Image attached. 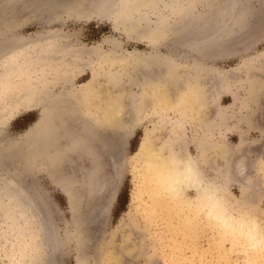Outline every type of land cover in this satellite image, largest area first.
<instances>
[{"label": "rangeland", "instance_id": "rangeland-1", "mask_svg": "<svg viewBox=\"0 0 264 264\" xmlns=\"http://www.w3.org/2000/svg\"><path fill=\"white\" fill-rule=\"evenodd\" d=\"M85 1L0 0V264H264V0Z\"/></svg>", "mask_w": 264, "mask_h": 264}, {"label": "bare ground", "instance_id": "bare-ground-1", "mask_svg": "<svg viewBox=\"0 0 264 264\" xmlns=\"http://www.w3.org/2000/svg\"><path fill=\"white\" fill-rule=\"evenodd\" d=\"M9 1H11V0H9ZM77 1V0H76ZM79 1V0H78ZM81 1H83V0H81ZM85 1V0H84ZM87 1V0H86ZM86 1H85V3H86ZM159 1L160 0H138L137 1V3H134L131 7H134V9H131V10H133V11H135L136 9H137V13L140 11V10H144V8L145 7H148V6H151V5H153V6H156L158 3H159ZM73 2V1H72ZM92 2V1H91ZM101 2H103L102 4H104L105 3V1H103V0H101ZM66 2H64V4H65ZM82 3V2H81ZM75 4H76V2H75ZM74 4V5H75ZM77 4H79V3H77ZM76 4V5H77ZM84 4V3H83ZM89 3H88V1H87V5H88ZM102 4H100L99 6H97V8H102ZM129 4H131V3H128L127 5L129 6ZM166 4V3H165ZM71 5V4H70ZM80 5V4H79ZM82 5V4H81ZM127 5H124L123 7H122V9L123 8H128V6ZM105 7H107V6H105ZM104 7V8H105ZM65 7H63V9H64ZM85 8H86V6H85ZM96 8V9H97ZM76 9V8H75ZM59 10H61V8H59ZM82 11H84L83 9H81ZM74 11V10H73ZM91 12V11H90ZM67 13V12H66ZM74 13V12H73ZM78 13H79V11H78ZM134 13V12H133ZM137 13H136V18L138 17V15H137ZM139 13H141V12H139ZM138 13V14H139ZM78 15H80V14H78ZM89 15V14H88ZM134 17V16H133ZM131 20H133V18H130ZM129 19V20H130ZM135 19V18H134ZM130 20V21H131ZM137 20V19H136ZM134 21V20H133ZM132 22V21H131ZM164 22V21H163ZM161 23V22H160ZM159 23V24H160ZM182 25V24H181ZM178 26V25H177ZM154 28V27H153ZM152 28V29H153ZM175 28V27H174ZM156 31V30H155ZM185 38V37H184ZM96 81V80H95ZM93 83H94V81H93ZM98 102V101H97ZM53 117V116H52ZM51 120H52V118H51ZM46 122V121H45ZM95 122V121H94ZM42 125V128H43V126H44V129H47L48 127V122H46V123H44L43 121H42V123H41ZM93 124V123H92ZM96 126H97V129L98 130H101V125H100V122H99V120L97 121V122H95L94 123ZM89 125V124H88ZM57 126V125H56ZM90 126V125H89ZM86 128V126H84V131H87L88 129H85ZM89 128V127H88ZM107 128V127H106ZM105 129V128H104ZM111 129H113V128H111ZM67 130V129H66ZM90 131H91V129H89ZM107 130H108V128H107ZM83 131V133L85 134H88V133H90V131H87V132H84ZM54 132V131H53ZM42 135H40L39 136V138H40V140L43 142V147L44 148H47L48 150H51V151H54V150H56L55 149V137H53V136H51V135H45L44 133H41ZM78 136V135H77ZM77 138V137H76ZM58 139V138H57ZM39 140V139H38ZM66 140V139H65ZM37 141V140H36ZM35 141V142H36ZM76 142V141H75ZM81 142V141H80ZM84 143V142H83ZM70 144V143H69ZM71 145H73V142L71 143ZM75 145V144H74ZM76 146V145H75ZM75 146H72V147H75ZM82 146V145H81ZM2 147H4V146H2ZM1 146H0V150H3L4 148H2ZM78 147H80L79 145H78ZM77 147V148H78ZM88 148V147H87ZM59 150V149H58ZM88 150H90V149H88ZM155 150V149H154ZM4 151V150H3ZM94 151V150H93ZM93 151H91V152H89L88 153V157H89V159H90V162H91V164H94L95 163V158H93V154L94 153H92ZM150 152V151H149ZM152 152V151H151ZM157 152V151H156ZM156 152H155V154H150L151 156H152V159L150 160L149 159V161H148V164L150 165V167H151V169L152 170H154L153 172H154V175H156L157 176V178H158V182L160 183V185H162V190H171L172 191V194H179L183 189H184V187H186V186H191V187H193V188H195V189H198L199 187H200V185H201V179H200V177H199V172H198V170H197V168L196 167H193L192 165H191V163L190 162H184V161H182V162H184V163H182L181 165H172V164H169V162H167V160H166V156H165V154L162 156V154L161 155H159V154H156ZM153 153V152H152ZM65 155V154H64ZM96 155V154H95ZM101 156V155H100ZM101 159V158H100ZM98 160V159H97ZM96 160V161H97ZM98 162H100V161H98ZM98 164H100V163H97V165L96 166H98ZM95 165L93 166L94 168H95ZM100 166V165H99ZM98 174H99V169H98V172H97ZM92 174V173H91ZM92 177V176H91ZM91 185V184H90ZM204 188V187H203ZM160 190V189H159ZM209 191V190H208ZM1 192V191H0ZM161 192V191H160ZM198 192V191H197ZM173 195V197H175ZM180 195V194H179ZM212 196V195H211ZM12 200H14L15 202H17L18 203V201H20V199L19 198H17V197H15V196H9ZM202 195H201V197L198 199V200H196V201H198V202H201V201H203L202 199ZM214 199V198H213ZM73 200V199H72ZM73 203V202H72ZM219 205H220V203L217 205L218 207H219ZM219 209H220V207H219ZM219 209H217V210H219ZM222 209V208H221ZM223 210V209H222ZM219 216L217 215V217H219V218H222V212H221V210H219ZM225 220V219H224ZM217 221V220H216ZM222 222V221H221ZM255 224L253 223V227H254V229L256 228L255 226H254ZM223 226V225H222ZM252 232V231H251Z\"/></svg>", "mask_w": 264, "mask_h": 264}]
</instances>
